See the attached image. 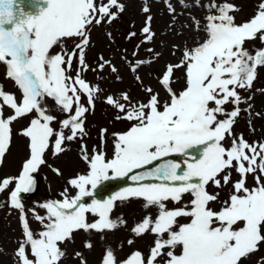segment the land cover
<instances>
[{
    "label": "snow or ice",
    "instance_id": "1",
    "mask_svg": "<svg viewBox=\"0 0 264 264\" xmlns=\"http://www.w3.org/2000/svg\"><path fill=\"white\" fill-rule=\"evenodd\" d=\"M163 2L173 29L181 13L172 0ZM179 2L187 7L186 0ZM193 3L208 12L182 25L197 36L169 45L158 39L151 5L143 0L139 42L132 59L121 55V69L103 54L97 55L93 66L87 53L94 47L93 29L116 21L126 10L123 0H0V65L5 67L4 78L16 89L8 91L0 84V168L11 149L14 123L28 120L17 133L27 141V156L17 175L0 179V194L8 193L0 208L7 205L20 214L21 237L12 252L13 264H64L67 245L79 232H95L103 239L107 232L126 226V220L113 219L111 214L117 201L131 199L142 200L146 211L155 209L154 215H145L131 229L136 237L152 235L153 244L147 255L136 250L123 260L107 247L101 264H264L260 254L264 249V142H250L235 132L242 114L255 131L251 128L254 96H244L242 91L251 92L258 68L264 67V0L240 22L237 16L242 9L233 0ZM105 35L109 45L115 43L111 32ZM137 36L130 30L125 39ZM257 41L260 47L247 46ZM142 47L146 58L140 56ZM157 47L168 48L176 58L149 74L159 89L141 75L145 67L163 59ZM90 71L99 73L101 81L107 71L120 83L126 72L144 97L134 100L130 89L107 95L105 102L115 110L114 120L128 127L112 133L101 129V143L91 149L84 143L87 114L94 111L104 89L85 78ZM178 72L182 73L179 88ZM258 91L264 94V89ZM48 100L64 115L51 111ZM6 109L10 114L5 115ZM254 115L264 118L260 112ZM109 135L111 156L106 150ZM77 140L87 171L67 179L60 199L40 205L46 215L31 210L43 226L37 233L22 194L35 190V174L41 167L63 176L59 167L49 164V157L59 158L68 151V142ZM233 173L238 176L235 180ZM129 174L135 186L105 200L86 201L103 182ZM250 175L254 186L247 183ZM228 185L232 191L225 200L210 191V186ZM83 247L91 251L93 241L85 240ZM73 258L88 264L83 251H75Z\"/></svg>",
    "mask_w": 264,
    "mask_h": 264
},
{
    "label": "rangeland",
    "instance_id": "2",
    "mask_svg": "<svg viewBox=\"0 0 264 264\" xmlns=\"http://www.w3.org/2000/svg\"><path fill=\"white\" fill-rule=\"evenodd\" d=\"M126 4V10L119 16V18L112 24H104L100 27L93 29L92 31V42L94 47L90 48L87 53L88 62L95 66L96 57L98 54H103L105 58L112 59L113 62L123 69V64L121 62V55L126 54L130 59L133 58L134 45L139 42V30L144 21V15L141 13V7L143 0H123ZM174 6L177 9L178 15L174 24L173 29H169V25L173 23L172 17L169 15L167 8L163 0L156 2V0H148L151 5L152 15L154 16L153 27L158 34L159 40H165L169 45L172 43L181 44L182 41L187 38L189 41L192 37L197 36L195 32L190 31L182 25H190L192 19L190 17H195L200 19L208 14L206 7H196L193 0H186L187 7H183L179 0H172ZM208 0H195V3L206 5ZM223 2V0H222ZM234 3L239 5L242 11L237 16V22L243 21L251 17L256 9V6L260 0H233ZM201 20V24H203ZM134 25V27H133ZM134 30L138 33L136 39L128 41L125 39L126 34ZM165 31H169V35H161ZM111 32L112 36L115 38V43L109 45V40L105 33ZM177 32L183 33V36L176 35ZM202 35V33L200 34ZM199 38V37H197ZM69 48H71V42H69ZM250 49L260 47V42L257 41L255 45H247ZM127 49L126 53L123 50ZM158 51L163 52V59L159 64L152 67H145L141 75L144 77L146 83H151L153 87L159 89L154 79H150L149 74L155 73L158 70H162V66L165 61L175 62L174 57L169 55L168 48L157 47ZM140 56H147L145 49L142 47L140 49ZM5 67L0 65V80L4 87L8 91L15 92L16 89L10 80L4 78ZM99 73L88 72L85 74V78L92 83H100V86L104 89V93L100 95L95 102V109L93 112L87 114L86 128L88 131V136L85 137L84 143L88 145L91 149L95 145L101 143V129L107 128L109 133L123 131L128 127V124L123 121L114 120L115 110L110 107L105 102V97L109 94H116L119 90L130 89L132 97L144 98L143 93L139 92L134 86L131 76L126 72L124 73V82H116L114 77L110 76L107 71L103 73L105 79L103 81L99 80ZM177 77L180 78L176 87L179 88L182 84V73H177ZM258 89H264V67L258 68L257 80L254 82V88L251 92L242 91V95L248 96L253 95V117L251 122V128L255 131L250 130L248 123V117L246 114H242L238 123L235 125V132L237 134L242 133L245 138L250 142H264V118H256L255 112H260L264 114V94H261ZM19 95V93H17ZM162 97L164 93L161 92ZM49 109L54 111L57 115H64L59 113L58 110L53 105L51 100L47 101ZM229 109L232 107L230 104L227 106ZM243 107V106H242ZM10 114L6 109L5 115ZM28 124L27 119H21L19 122L13 125V141L9 154L7 155L6 162L2 168H0V179L8 176H15L20 170L22 161L27 156L26 143L27 141L17 133L23 127ZM79 140L74 142H68V151L61 155L59 158L49 157V164L54 167H59L63 172V176H57L49 167H41V169L36 173L39 179L38 187L35 193L32 195H22V203L24 204L25 211L28 212L29 222L32 229L35 232L42 230L43 226L35 220L32 215L31 210L35 208L36 212L40 215H46V211L40 207L41 204L50 202L53 200L60 199V193L65 189L66 181L68 178L74 176L75 174L84 173L87 171V165L80 159L78 155ZM111 146L112 137L109 135L108 142L106 145V150L111 156ZM233 179H237L236 173H233ZM247 183L250 186H254L255 182L253 177L250 175L247 179ZM71 191V190H70ZM210 191L218 192L220 200H225L231 194V185L225 186L222 189H216L210 186ZM97 196L86 198L88 203ZM8 199V193L5 192L0 194V201H6ZM190 197H185V202H187ZM171 206V205H170ZM218 205H213L217 207ZM155 214V209L145 210L143 208V201L140 199H131L127 202L117 201L116 206L113 209L111 218H122L127 221V225L118 228L115 231L107 232L104 234V238L101 239V235L95 232L85 233L83 231L79 232L75 236V241L67 245L68 258L64 261V264H79V261L73 258V253L75 251H83L87 258L88 264H101L102 254L107 247H111L117 257L121 260L127 258L132 252L139 250L145 255L148 254L150 247L153 244L154 237L152 235L146 234L143 237H136L131 229L133 226L142 220L145 215ZM19 211L10 209L7 205L0 208V248L4 250V253L0 255V264H13L12 252L17 247V240L21 237V227L19 221ZM89 219H94L89 217ZM181 222H185L183 219ZM92 240L94 247L91 251L84 249L83 243L85 240ZM134 240L135 243L129 245L128 240ZM260 254H264V249L261 250ZM255 257H253V262ZM252 264V262H250Z\"/></svg>",
    "mask_w": 264,
    "mask_h": 264
},
{
    "label": "water",
    "instance_id": "3",
    "mask_svg": "<svg viewBox=\"0 0 264 264\" xmlns=\"http://www.w3.org/2000/svg\"><path fill=\"white\" fill-rule=\"evenodd\" d=\"M171 159H176L178 161L182 160L181 157H171ZM130 177H131V174H129L128 177L115 178L112 180V182L110 181L103 182L102 186L98 188V190L102 189L103 191L100 199L101 200L108 199L110 196L124 189L125 186L128 184L135 185V182L132 181Z\"/></svg>",
    "mask_w": 264,
    "mask_h": 264
}]
</instances>
